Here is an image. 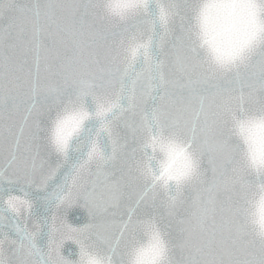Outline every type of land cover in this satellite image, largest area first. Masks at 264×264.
Masks as SVG:
<instances>
[{
    "label": "snow or ice",
    "instance_id": "snow-or-ice-1",
    "mask_svg": "<svg viewBox=\"0 0 264 264\" xmlns=\"http://www.w3.org/2000/svg\"><path fill=\"white\" fill-rule=\"evenodd\" d=\"M0 264H264V0H0Z\"/></svg>",
    "mask_w": 264,
    "mask_h": 264
},
{
    "label": "water",
    "instance_id": "water-1",
    "mask_svg": "<svg viewBox=\"0 0 264 264\" xmlns=\"http://www.w3.org/2000/svg\"><path fill=\"white\" fill-rule=\"evenodd\" d=\"M75 215L78 217V216L80 215V213H79V212H76ZM67 247H68V248H71V247H75V246H71V245H69V246H67Z\"/></svg>",
    "mask_w": 264,
    "mask_h": 264
}]
</instances>
